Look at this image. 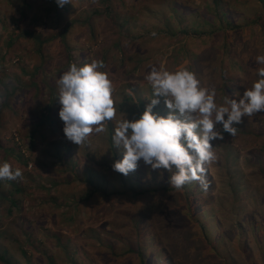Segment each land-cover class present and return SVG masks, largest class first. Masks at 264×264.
I'll return each mask as SVG.
<instances>
[{"label":"rangeland","instance_id":"374dc122","mask_svg":"<svg viewBox=\"0 0 264 264\" xmlns=\"http://www.w3.org/2000/svg\"><path fill=\"white\" fill-rule=\"evenodd\" d=\"M131 1L115 0L116 3H120V8L113 11L115 22H112L107 15L100 16L93 23L85 25L83 18L86 16H84L80 24L73 25L72 20H79V16L85 15L94 8V5L101 9L105 6L98 0H85L80 4H75V0H72L74 6L67 11L68 18L59 25H53L43 31L44 29L37 27L36 20L41 17L40 13L44 17L48 15L47 11L51 6L40 0V6L33 16L26 20L23 18V21L27 23L25 24L27 29L35 22L34 28L38 32L43 31V38L52 39L41 53L44 59L37 54L36 46L31 40L20 38L14 47H9L8 32L0 28V97H3L0 101V162L9 161L14 167L23 170L22 179L0 181V256L6 252V258L11 264H54L51 257H54L55 264H72L67 252L78 256L80 264H137L136 255L122 254L128 246L138 245L134 224L126 219V224L119 229L125 222L121 212L103 214L104 210L108 211L110 208L115 212L122 211L124 207H130L129 204L121 201L119 206L116 201L111 203L104 200L101 203L86 201L76 206L71 203L73 202L71 198H64V195H70L75 191L73 183H69L65 188L61 187L60 183L57 186L52 185L53 181H57L61 176L54 169V165L59 160L56 143L62 144L67 141L73 144L72 158L75 159L77 156L79 166H84L91 163L86 155L87 151L93 155H104L106 133L93 132L83 145L68 141L63 133L64 124L59 118L61 106L58 94L54 102L57 106L52 108V117L57 122V128L50 122L51 120H41L46 105L51 101L49 87L43 88L44 73L47 74L46 79L50 84L57 87L56 80L71 63L70 55H72V63L77 65L91 63L93 60L103 61L105 67L100 70L107 72L115 85L113 93L115 105H120L126 111L134 107L132 102L127 101L128 97H133L134 102H137L140 95L144 100L145 108L150 103L153 97L152 88L145 76L152 66H163L170 71L178 68L190 70V66L196 62V58L191 60L192 54L188 55L181 46L173 51L176 43H185L192 52L205 49L203 54L207 58L210 56L215 65L204 72L206 77L203 74L201 83L209 89H216L217 94L223 99L219 104L224 103L225 97L218 91L219 82L214 76V70H218L221 63L230 76L234 63L242 62L243 58L247 60L245 66L252 73L239 81L242 84L239 90L241 95L257 79L256 70L260 65L256 63L255 57L264 55V22L263 26L254 25L245 27L242 31L233 30L230 38L234 52L222 53L225 48L220 31H217L216 37L208 36L190 42L184 38L185 34L180 33L179 25L173 26L175 12L171 9L167 11V15L171 17V26H173L171 30L177 31L175 38H165L155 31H144L141 26V21L145 18L144 13L140 10V4L136 7L131 6ZM203 1L165 0V5L167 8L173 6L182 8L181 11H184L185 16L181 20L184 25H189L190 22L198 23L201 20H199L200 15L195 13L197 10L189 9L187 3L191 6L196 3L204 5ZM1 3L2 0L0 7L4 8ZM210 10L211 8L207 19L211 16ZM235 10L237 8L233 9ZM191 11H194V14H191ZM124 12H129L132 19L122 26L125 23ZM4 15L6 14H2ZM253 15L252 12L247 13V17ZM149 16L151 17L148 18L149 21L158 22V28H164L159 19L152 17L151 13ZM11 18L22 19L19 12H14ZM71 24L73 26L67 30L63 38L61 32L65 26ZM16 27L15 24L10 29V31L15 29L13 32L15 35L18 34ZM119 47L122 49L120 50ZM41 66L44 73H41ZM35 74L39 77V92L30 89V76ZM161 105L160 113L167 115L168 109L164 105L163 97H161ZM136 109L139 111L138 107ZM125 118L133 119L127 113ZM116 119L119 120L117 117ZM263 119L264 113L253 115L251 118L244 117L241 124L234 125L238 128L235 136L225 133L223 141L212 142L216 160L208 168L216 183L215 192L218 195L223 189L227 191L230 172V175H234L232 177L235 185L242 194L239 207L245 210L251 209L250 206L253 209L252 205H264V176L256 171L260 165L257 153L264 144ZM32 148L36 154L35 160L30 159ZM98 157L99 155L95 156ZM144 166L141 161V165L137 168L141 174L145 172L141 168ZM19 186L23 189L17 192ZM12 195L19 199L17 206H13L10 201ZM126 195H130V192L128 191ZM167 195L160 190L158 194L146 198L155 200L159 197L163 200ZM225 196L226 194L223 193L222 197ZM228 209L231 207L229 206ZM75 217L77 220H74ZM135 220L139 221L138 218ZM115 222L117 225L114 224ZM111 244L116 247L115 253L111 249ZM0 264H4L1 258Z\"/></svg>","mask_w":264,"mask_h":264},{"label":"trees","instance_id":"16d2710c","mask_svg":"<svg viewBox=\"0 0 264 264\" xmlns=\"http://www.w3.org/2000/svg\"><path fill=\"white\" fill-rule=\"evenodd\" d=\"M83 1L85 0H75V4H80ZM42 2L51 6L47 11L48 15L44 17L40 13L41 17L36 20L37 27L44 29L43 31L53 25H59L61 21L67 19L69 14H67V11H69L71 6H74L73 3H69L60 7L55 0H42ZM98 2L105 6L104 9L94 5V8L85 15H80L79 20L74 19L71 23L78 25L82 17L86 16L83 20L84 24L88 25L97 20L98 17L107 15L112 22H115L113 11L116 8H120V3H116L115 0H98ZM203 3L204 5L196 3L194 4L195 7L187 3L189 9L197 10L195 13L200 15L199 20H201L198 23L190 22L189 25H184L181 20L185 16L184 11H181L182 8L176 6L167 8L165 0H132L130 5L136 7L140 4V10L145 16L141 21L144 31H155L156 34L163 35L165 38H175L177 31H172L171 28L178 25L181 27L180 33L185 34L184 38L190 42L205 39L208 36L216 37L217 31H220L225 48L222 53L234 52L232 49L233 42L230 38L233 30L242 31L248 26H263L264 0H204ZM39 4L40 0H2L1 5L5 7H0V28L8 32L7 36L9 39L7 43L9 47H14L20 38L31 40L33 45L36 46L37 54L44 59L41 53L45 45L52 39H44L43 31L40 30L38 32L34 28L33 23L35 22L32 23L33 28L27 29V26H25L27 23L23 21V18L26 20L33 16V13L40 6ZM210 8L211 16L207 19ZM236 8L237 10L233 11ZM169 9L175 12L173 26H171V17L167 15ZM14 12H19L22 19H12L11 16ZM249 12L254 13V15L247 17ZM4 13L6 15L2 16ZM150 13L152 17L160 20V23L163 24V29H161L162 27L158 28V22L148 20V18H151L149 16ZM190 13L194 14V11ZM123 15L125 23L122 26H125L132 19V16L129 12H124ZM242 17L244 18L241 20ZM15 24L18 30L16 35L13 33L15 29L10 31ZM72 24L64 27L63 32H61L63 38L67 30L73 26ZM180 46L183 51L188 52V55L192 54L190 56L191 60L196 58V62L190 66V71L194 72L201 81L204 72L209 71V68L215 64L212 63L210 56L207 58L203 54L205 49L200 52H192L185 43H176L173 51ZM69 59L71 63L67 65V69L72 64V55H70ZM243 59L240 63H234L233 61L234 65L233 70H230L232 71L230 76L225 66H222V63L218 70H214V76L219 82L218 91L222 92L225 98H237L235 95L239 94V90L242 87L239 81H242L241 78L248 77L252 73L245 66L247 60ZM40 69L41 73L45 72L42 66ZM37 75L30 76V89L39 92L40 85ZM44 75L43 88L49 87L51 101L46 105L47 108L41 120H51L50 122L55 124L57 128V122L52 117V108L57 106L54 102L57 99L58 89L46 79L47 74L44 73ZM52 75L53 73L50 74V76ZM204 75L206 77V74ZM256 78L259 79L258 75ZM159 99L161 101V97ZM216 100L217 103L223 102L220 94L216 95ZM127 101L132 102L134 106L130 108V111H126L120 105H115L117 109L116 117L119 120L124 119L126 113L133 119L138 118L145 110V103L140 95L137 102H134L133 97H128ZM136 107L139 108V111H136L138 110ZM154 110L162 111L161 102ZM104 124L106 129V145L103 147L104 155H93L87 151L86 155L91 160V163L84 166H79V158L77 156H75V159L72 158L73 144L71 145L67 141L62 144L56 143V153L59 160L54 165V169L61 176L58 177L57 181H53L52 185L57 186L60 183L61 187L65 188L69 183H73L75 191H72L70 195H64V198H71L73 200L71 203L76 204V206L86 201H98L101 203L104 200H108L111 203L116 201L119 206L121 201L127 203V205L129 204L130 207H124L122 211L115 212L110 208L108 211L104 210L103 212L104 215L122 213L121 216L124 217L125 222L120 225L119 229L126 224V219L135 226L138 245L136 247L128 246L127 249H124L123 255H136L137 264H264V205H252L254 206L253 209L250 206L251 209L246 210L240 208L239 204L242 194L235 185L232 177L234 175H230L229 172V177H227L230 181L227 184V191L223 189L219 191L218 195L215 192L216 183L209 172V168H207V182L209 184L207 190H204L199 182L185 185L181 189L171 187L168 182L170 173L167 170L154 171L148 168L150 166L146 165L141 167L145 170L142 174L140 170H135L125 176L114 171L112 167L115 161L123 158V153L114 147L111 139L114 124L112 121H105ZM31 152L30 159L35 160L36 154L33 148ZM257 154H259L257 160L260 165L256 171L261 176H264V144ZM96 155H99V157L95 158ZM141 161L139 165H141ZM22 189L20 186L17 187V192ZM160 190L168 194L163 200L159 197L155 200H147L146 196L156 195ZM128 191L130 195H126ZM223 193L227 196H225V200V197H222ZM142 196L144 197L142 198ZM18 200L16 196L12 195L10 197L13 206L18 205ZM253 200L255 201V198ZM254 201L252 204H254ZM229 206L231 209H228ZM76 216L78 218V214ZM77 218L75 217L74 220H77ZM135 218H138L139 221L135 220ZM111 249L113 253L116 252L114 244H111ZM67 255L72 264H80L78 256L71 252H67ZM0 258L4 264H11V261L6 258V252ZM51 260L55 264L54 257H51Z\"/></svg>","mask_w":264,"mask_h":264},{"label":"clouds","instance_id":"9594fccd","mask_svg":"<svg viewBox=\"0 0 264 264\" xmlns=\"http://www.w3.org/2000/svg\"><path fill=\"white\" fill-rule=\"evenodd\" d=\"M63 7L72 0H55ZM155 35V33H153ZM259 77L237 98L217 103L216 89L205 87L187 68L170 71L152 66L145 76L152 88L150 103L138 118L117 120L113 99L115 85L101 71L103 61L72 63L56 80L59 118L65 138L83 145L95 132H104L105 121L114 122L112 142L123 153L113 170L127 176L142 160L152 170H167L171 187L181 189L193 182L207 190V168L216 160L213 141L224 134L235 136L243 118L264 113V55L255 57ZM164 98L167 115L154 111ZM3 97H0L2 101ZM222 126V127H218ZM23 170L9 161L0 162V181L22 179Z\"/></svg>","mask_w":264,"mask_h":264}]
</instances>
